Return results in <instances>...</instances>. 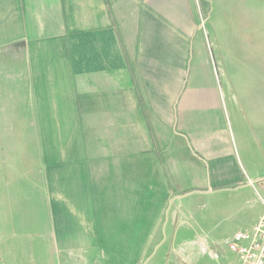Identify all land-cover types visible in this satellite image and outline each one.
I'll return each instance as SVG.
<instances>
[{"label": "crops", "instance_id": "0c3cea01", "mask_svg": "<svg viewBox=\"0 0 264 264\" xmlns=\"http://www.w3.org/2000/svg\"><path fill=\"white\" fill-rule=\"evenodd\" d=\"M254 183L264 0H0V264H171L169 215Z\"/></svg>", "mask_w": 264, "mask_h": 264}, {"label": "rangeland", "instance_id": "374dc122", "mask_svg": "<svg viewBox=\"0 0 264 264\" xmlns=\"http://www.w3.org/2000/svg\"><path fill=\"white\" fill-rule=\"evenodd\" d=\"M263 195L260 184L254 183L236 193L223 191L214 196V202V197L200 199L191 212L185 208L179 221L169 215L167 244L153 252L152 257L157 259L164 254L171 264H236V256L229 250L231 238L238 231L250 229V218L264 205ZM240 199H245L249 206H240ZM175 225L179 235L173 241L176 245L171 246L170 235Z\"/></svg>", "mask_w": 264, "mask_h": 264}, {"label": "built area", "instance_id": "2783aa9c", "mask_svg": "<svg viewBox=\"0 0 264 264\" xmlns=\"http://www.w3.org/2000/svg\"><path fill=\"white\" fill-rule=\"evenodd\" d=\"M229 250L236 256V264H264V216L250 229L236 232Z\"/></svg>", "mask_w": 264, "mask_h": 264}]
</instances>
